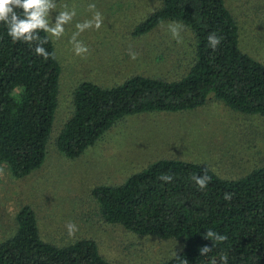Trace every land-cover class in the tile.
I'll list each match as a JSON object with an SVG mask.
<instances>
[{
	"label": "trees",
	"instance_id": "16d2710c",
	"mask_svg": "<svg viewBox=\"0 0 264 264\" xmlns=\"http://www.w3.org/2000/svg\"><path fill=\"white\" fill-rule=\"evenodd\" d=\"M161 8L134 32L150 33L164 22L179 21L195 35L192 62L178 79L165 81L137 75L110 88L81 83L74 111L57 139L68 159L81 157L118 121L145 113L194 111L217 100L230 109L264 118V64L241 51L239 28L224 0H161ZM223 37L216 50L209 33ZM41 37L46 36L44 32ZM35 44L14 42L0 23V167L24 178L45 163L58 108L62 69L52 38L45 60ZM211 176L204 190L193 175ZM173 175L170 183L161 174ZM233 193L231 201L224 193ZM101 217L140 235L178 240L181 252L159 264H210L228 256V264H264V167L230 180L209 167L181 160H160L130 176L120 186L93 190ZM15 234L0 242V264H113L91 239L56 246L45 242L30 206L17 215ZM209 229L226 235L224 242L204 238ZM212 251L201 256L199 249Z\"/></svg>",
	"mask_w": 264,
	"mask_h": 264
},
{
	"label": "rangeland",
	"instance_id": "374dc122",
	"mask_svg": "<svg viewBox=\"0 0 264 264\" xmlns=\"http://www.w3.org/2000/svg\"><path fill=\"white\" fill-rule=\"evenodd\" d=\"M239 28L240 49L264 64V0H224ZM56 12L75 8L65 34L53 43L62 73L58 108L44 165L17 178L8 165L0 174V242L12 237L17 215L25 206L36 213L45 242L65 246L94 240L103 258L113 264H159L181 252L178 240L134 234L101 217L93 190L120 186L135 173L160 160H181L209 167L220 177L240 179L264 167V118L247 115L212 100L189 112L145 113L118 121L81 157L71 160L57 139L73 115L74 93L86 81L110 88L141 75L165 81L178 79L192 62L195 35L184 25L181 40L173 39L169 22L135 36L138 26L161 8V0H56ZM95 3L103 16L99 30L78 39L89 48L77 56L70 43L75 25L92 18ZM173 22V21H171ZM130 52L138 54L130 58ZM78 226L69 237L66 225Z\"/></svg>",
	"mask_w": 264,
	"mask_h": 264
},
{
	"label": "clouds",
	"instance_id": "9594fccd",
	"mask_svg": "<svg viewBox=\"0 0 264 264\" xmlns=\"http://www.w3.org/2000/svg\"><path fill=\"white\" fill-rule=\"evenodd\" d=\"M57 2L56 0H0V23H3L7 27V35L14 41H22L29 45L35 44L34 52L36 55L42 56L45 60L50 56L54 57V53H49L44 47L48 43V37L55 39L61 38L65 34V26L72 22L76 16L75 8L68 9L67 5L64 6L65 10L59 11L58 15L54 18L53 12H56ZM89 11L93 12L92 18L79 22L75 25L76 31L70 38V43L73 46V51L77 56H83L89 52L88 46L78 37L86 30L95 28L99 30L103 25V16L96 10L95 3L88 5ZM184 29V25L179 21H173L168 24V31L171 33L173 39L178 42L181 40V32ZM44 32L47 35L41 37L40 33ZM223 37L216 33H209L207 40L209 47L214 51L220 45ZM138 54L130 52V58L137 59ZM4 169L0 167V174ZM173 175L164 173L159 176V180L165 183H170L173 180ZM191 180L200 189L204 190L211 181V176L207 175V169L204 174L193 175ZM233 193L226 192L223 195L225 201H231ZM69 237L75 235L79 230L78 226L69 222L66 225ZM206 240L213 242H224L228 239L226 235L217 233L209 229L204 234ZM212 247L204 245L199 249L201 256H207ZM187 264V262H185ZM210 264H217L216 259L213 257ZM220 264H228V256H220Z\"/></svg>",
	"mask_w": 264,
	"mask_h": 264
}]
</instances>
